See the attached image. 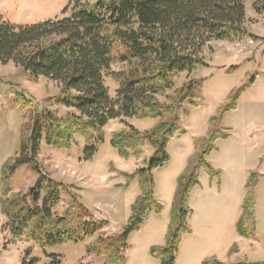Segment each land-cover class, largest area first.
I'll return each mask as SVG.
<instances>
[{"label":"trees","instance_id":"obj_1","mask_svg":"<svg viewBox=\"0 0 264 264\" xmlns=\"http://www.w3.org/2000/svg\"><path fill=\"white\" fill-rule=\"evenodd\" d=\"M76 0L72 13L68 8L62 19L24 26L0 16V64L13 63L31 81L47 78L59 84V93L48 103L65 108L66 115L45 109L17 94L14 104L24 120L19 150L4 168L0 190V212L7 220L12 242H31L43 249L68 242L80 243L94 238L109 222L97 220L81 197L54 180L39 162L43 142L57 150L70 151L78 139L85 142L84 159L90 161L105 140V127L121 119L125 127L114 134L112 146L129 159L144 148L153 155L144 168L128 181H138L139 196L131 207V216L121 233L99 236L90 243L89 255L103 257L104 264H125L131 234L143 228L150 213L161 214L163 205L156 198L154 171L170 161L168 146L186 133L181 113L186 106L200 107L205 79H192L176 89V80L206 68L202 54L213 41H238L246 37L261 40L246 28L248 1L258 16L264 17V0ZM124 66L112 72L119 87L110 95L105 77L113 62ZM239 65L228 69L231 74ZM255 78L228 96L218 114L210 119L207 134L194 143V152L177 180L170 213L166 245L153 247L152 258L159 264H176L184 239L191 234L189 200L206 173L221 186L222 172L210 163L217 143L230 137L232 129L223 125V117L237 109L243 94ZM150 118L157 122L148 130H139L125 120ZM30 166L37 174L35 185L27 192L12 193V177ZM260 175L252 172L246 185L241 215L236 229L239 236L254 240L256 191ZM68 195L64 214L56 208ZM236 250V249H235ZM48 264H62L59 254L48 256ZM32 249L25 252L21 264H39ZM203 264H254L247 259L222 262L216 257Z\"/></svg>","mask_w":264,"mask_h":264},{"label":"rangeland","instance_id":"obj_2","mask_svg":"<svg viewBox=\"0 0 264 264\" xmlns=\"http://www.w3.org/2000/svg\"><path fill=\"white\" fill-rule=\"evenodd\" d=\"M75 2L76 0H0V16L14 24L31 26L67 17L72 13ZM67 8L68 15L64 14ZM246 12L247 31L261 40L246 37L232 42L213 41L204 48L202 54L208 67L199 68L191 75L184 74L176 80L177 89L192 79H205L203 99L198 101L200 107L189 105L182 111L181 120L186 133L176 136L170 142L168 146L170 161L154 172L155 182L158 183L156 198L163 205V212L169 216L165 218L163 215L156 222L148 218V222L140 231L131 234L129 248L125 253V264H159L158 260L152 258L151 249L166 245L169 226L167 220L170 222L177 180L183 172H181L183 166L185 164L187 166L189 157L194 152L195 141L207 134L210 119L226 104L230 93L253 77L255 81L239 100L237 109L224 115L223 125L232 129L228 143H234L241 149L242 166L248 163L249 166H255L254 172L260 175L263 170L264 174V163L262 169L253 163L255 152L264 154V17L257 15L251 1L246 4ZM235 65H239V69L227 74L228 69ZM123 69L124 66L115 60L111 72L105 77L112 98L115 97L119 85L111 73ZM59 91V84L52 80L41 78L38 81H31L23 70L13 63L0 64V190L4 188L2 177L5 165L19 150L24 124L21 113L14 104L16 95L22 94L30 99L39 111L48 109L63 116L69 111L47 102ZM125 121L139 130H148L157 122L150 118H133ZM124 127L121 119L110 121L104 129L105 140L90 161L84 159L86 145L83 139H78L76 145L67 152L47 146L43 142L39 155V162L46 172L57 182L67 186L70 191L76 192L95 218L99 221L106 220L109 225L92 239L43 249L24 240L13 243L6 226L7 220L0 212V264H21L28 248L32 249V256L40 259L39 264H48L50 262L48 256L51 254L61 255L62 264H104L103 257L89 255L90 243L99 236H111L122 232L131 216V207L140 192L138 181L129 182L125 174L132 175L137 169L146 167L153 155V150L146 147L137 157L129 159L121 157L111 141L114 134ZM254 138L255 140L260 138L259 150H254L259 145L254 146V143L257 144ZM232 167L235 165L231 163L230 168ZM36 181L37 174L30 166H25L15 173L9 187L12 193L27 192ZM260 181L261 184L256 191L257 235L254 240L246 239L241 244L235 242L231 246V253L237 247L240 250L234 257L236 262L247 259L254 264H264V177L261 179V175ZM62 199L56 208L59 215L64 214L67 208V193L63 194ZM230 236L229 234L227 236L229 243L232 242ZM205 242L199 240H196L195 244L192 241L186 242L182 254L177 256L176 264H196L195 260L208 252L210 244Z\"/></svg>","mask_w":264,"mask_h":264},{"label":"crops","instance_id":"obj_3","mask_svg":"<svg viewBox=\"0 0 264 264\" xmlns=\"http://www.w3.org/2000/svg\"><path fill=\"white\" fill-rule=\"evenodd\" d=\"M231 136L226 140H220L217 143L219 151L214 152L209 157V163L216 169L222 171L221 186L219 187L216 181H211V178L203 173L200 178V185L197 186L190 197L189 205L192 214L189 218L191 234L187 236L179 251L182 254L186 242L196 240L206 241L210 244L207 248V254L201 255L195 260L196 264H203V261L216 257L222 262H236L234 257L240 253L239 247L231 253V246L237 242L241 244L246 238L241 237L237 233L236 225L241 215V208L246 194V185L249 176L254 172L255 166H249L244 163L242 166V151L237 148L234 143H228ZM255 140V138H254ZM260 138L255 140V145H258ZM230 142V141H229ZM260 144L254 150H259ZM255 152L253 163L262 169L264 154ZM191 156V155H190ZM231 163L235 167L230 168ZM186 164L183 166L185 169ZM181 170L184 171V170ZM155 172V171H154ZM261 179L264 177L261 170ZM156 181V174H154ZM261 184V181H260ZM158 183L156 182V194ZM167 218L169 214L150 213L145 220L144 225L148 222V218L156 222L162 216ZM167 220V226L169 225ZM230 236L232 242H227V236ZM212 239V240H211ZM211 240V242H209ZM218 242V244H216ZM195 244V243H194ZM219 245V247H218ZM216 247V248H215ZM217 250V251H216Z\"/></svg>","mask_w":264,"mask_h":264},{"label":"water","instance_id":"obj_4","mask_svg":"<svg viewBox=\"0 0 264 264\" xmlns=\"http://www.w3.org/2000/svg\"><path fill=\"white\" fill-rule=\"evenodd\" d=\"M152 160V159H151Z\"/></svg>","mask_w":264,"mask_h":264}]
</instances>
